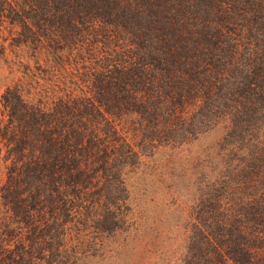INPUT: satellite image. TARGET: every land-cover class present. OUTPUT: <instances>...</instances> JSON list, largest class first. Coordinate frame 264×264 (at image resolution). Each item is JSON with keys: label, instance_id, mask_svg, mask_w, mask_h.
Masks as SVG:
<instances>
[{"label": "trees", "instance_id": "obj_1", "mask_svg": "<svg viewBox=\"0 0 264 264\" xmlns=\"http://www.w3.org/2000/svg\"><path fill=\"white\" fill-rule=\"evenodd\" d=\"M0 62V264L103 248L130 168L220 125L173 264H264V0H0Z\"/></svg>", "mask_w": 264, "mask_h": 264}, {"label": "rangeland", "instance_id": "obj_2", "mask_svg": "<svg viewBox=\"0 0 264 264\" xmlns=\"http://www.w3.org/2000/svg\"><path fill=\"white\" fill-rule=\"evenodd\" d=\"M13 77L0 62V97ZM223 132L222 125L216 126L182 145L148 151L126 176L133 209L124 213L127 222L106 231L104 247L92 244L77 264H173L179 259L189 213L208 196L209 183L227 162ZM4 178L0 160V185Z\"/></svg>", "mask_w": 264, "mask_h": 264}]
</instances>
